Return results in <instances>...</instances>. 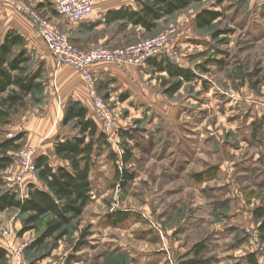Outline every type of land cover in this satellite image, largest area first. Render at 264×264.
Here are the masks:
<instances>
[{
  "label": "rangeland",
  "instance_id": "rangeland-1",
  "mask_svg": "<svg viewBox=\"0 0 264 264\" xmlns=\"http://www.w3.org/2000/svg\"><path fill=\"white\" fill-rule=\"evenodd\" d=\"M49 2L0 0V37L19 20L32 28L24 7L56 24ZM215 3L192 5L151 35L131 26L117 33L116 26L83 37L85 43L97 42L109 32L106 43L94 46L118 49L173 27L177 35L160 61L190 70L196 78L168 95L176 80L153 71L149 62L141 67L101 63L107 71L96 75L97 89L114 111L115 127L105 134L110 147L93 156L89 204L57 245L48 242L39 249L28 246L41 232L40 225L21 235L25 217L15 210L0 212V247L7 230L16 246L27 244L23 264H177L193 244L205 241L207 255L217 264H245L249 253L259 264L264 262L255 243L264 242V216H254L256 210L264 211V0ZM201 8L221 17L210 28L198 30L191 17ZM222 31L229 33L212 37ZM37 42L44 46L43 54L26 52L30 68L42 72L44 92L38 102L28 98L7 124L0 125V142L17 138L16 152L31 148L35 158L47 156L55 168L63 163L54 156V143L75 136V131L62 126L63 114L52 107L50 85L54 68H74L57 64L39 37ZM47 59L54 68L46 65ZM116 167L132 180L123 185ZM18 172L15 160L0 172L1 191L24 198L29 186L43 188L36 176L7 182ZM117 213L127 218L115 223Z\"/></svg>",
  "mask_w": 264,
  "mask_h": 264
},
{
  "label": "trees",
  "instance_id": "trees-1",
  "mask_svg": "<svg viewBox=\"0 0 264 264\" xmlns=\"http://www.w3.org/2000/svg\"><path fill=\"white\" fill-rule=\"evenodd\" d=\"M208 0H135L134 6L110 12L105 17L107 25L120 23L117 33H122L127 26L139 28L143 33L151 35L157 32L165 21L192 5ZM214 5H220L221 0H215ZM215 7V6H214ZM221 13L208 8H201L195 15L196 29H208L218 22ZM228 31L213 33L216 39L219 35H227ZM150 62V61H149ZM216 63L222 64V61ZM157 72L166 73L176 81L167 91L168 95L176 93L183 82L196 78L190 70L179 68L170 61L153 63ZM45 89L40 69L30 68V58L24 49V39L15 31H9L0 44V125L7 124L11 115L23 108L28 98L39 101ZM126 96H121L124 99ZM62 126H70L75 136L56 140L53 146L54 156L63 163L57 167L49 164L47 156L35 158L36 178L43 188L29 186L27 196H19L10 191H1L0 181V212L15 210L24 216L20 234L37 229L41 232L28 246L29 249H39L51 242L53 245L65 237L66 228L79 220L91 200L90 172L92 160L96 151L109 148L108 139L80 103L70 101L63 112ZM17 138L0 142V172L9 169L14 163V154L18 149ZM123 163L128 162L127 154L121 157ZM116 176L123 185L132 180L125 170L117 167ZM197 181H201L199 178ZM254 216L262 219L264 211L256 210ZM127 216L117 213L115 223L123 222ZM264 220L261 222V230ZM205 241L196 242L182 255L177 264H217L214 258L207 255ZM24 255V254H23ZM245 264H259L254 253L246 254ZM0 264H8V252L0 247ZM94 264H104L95 262Z\"/></svg>",
  "mask_w": 264,
  "mask_h": 264
},
{
  "label": "built area",
  "instance_id": "built-area-1",
  "mask_svg": "<svg viewBox=\"0 0 264 264\" xmlns=\"http://www.w3.org/2000/svg\"><path fill=\"white\" fill-rule=\"evenodd\" d=\"M94 1L54 0L53 9L57 16L73 23H81L91 16ZM22 12L34 25L38 36L54 57L57 64L70 66L79 73L92 102L94 118L105 134L115 127L114 111L99 95L96 76L90 71V67L100 63H117L132 67H141L151 60L161 59L166 47L173 42L177 35L176 29L170 27L151 39L123 48L111 49L98 46L89 49H80L71 42L67 32L59 29L56 24L44 17L37 10L31 7H24ZM14 160L19 166V172L15 177H8L7 182L15 184L21 182L28 176H36L34 163L35 151L33 149L24 148L16 152L14 154ZM2 236L4 248L8 252L9 264H23L22 258L27 244L16 246L10 240L11 235L7 230L3 231ZM255 243L257 250L264 256V242H259L255 239ZM262 262L261 264H264Z\"/></svg>",
  "mask_w": 264,
  "mask_h": 264
},
{
  "label": "crops",
  "instance_id": "crops-1",
  "mask_svg": "<svg viewBox=\"0 0 264 264\" xmlns=\"http://www.w3.org/2000/svg\"><path fill=\"white\" fill-rule=\"evenodd\" d=\"M51 2V7H53V0H47ZM135 0H95L93 4L92 14L91 16L81 23H73L71 21L65 20L59 16H56L54 20H56V26L67 32L71 42L74 45H79L82 49H89L95 47L94 45L99 43H106L110 37V31L113 27L119 26L120 23H112L107 25L105 23V17L110 12H115L120 9H125L131 6H134ZM49 2V3H50ZM198 12L194 13L191 17L192 24H194L195 15ZM185 18V17H184ZM31 23V22H30ZM54 23V22H53ZM32 28H29L24 24L22 20L12 24L11 27L6 29L2 32L0 37V42H2L4 36L9 31L17 32L23 39H24V49L26 51H35L36 53L43 54L44 53V46L41 45L38 41V34L34 25L31 23ZM137 30H140L137 28ZM97 31H109L105 32L103 37L99 39L97 42L90 41L85 43L82 41L83 37L88 34L97 32ZM38 36V37H37ZM40 38V37H39ZM46 47V46H45ZM38 53V54H39ZM44 57V56H42ZM160 59L151 60L147 67H150L153 71H156L153 63L159 62ZM101 64V63H100ZM100 64H96L90 67V71L95 74V76H102L107 70L106 68L100 66ZM46 65L50 68H54L53 60H46ZM105 71V72H104ZM50 94L52 96V107L53 109H58V113L61 115L63 114V110L65 109L66 105L70 102H77L80 103L83 108L87 110L88 116L97 123V120L94 118L93 115V106L92 102L88 96L86 86L79 75V73L74 69L67 71L64 68H54V75L52 77L51 85H50ZM121 98V96H120ZM127 96L124 99H120L121 101H125ZM9 170V169H7ZM6 170V171H7ZM5 172V171H4Z\"/></svg>",
  "mask_w": 264,
  "mask_h": 264
}]
</instances>
